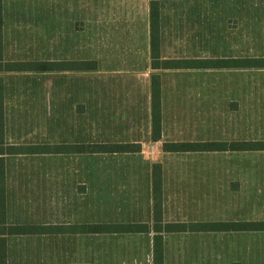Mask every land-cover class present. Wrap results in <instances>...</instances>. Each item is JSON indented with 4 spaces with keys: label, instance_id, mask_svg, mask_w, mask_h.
<instances>
[{
    "label": "rangeland",
    "instance_id": "374dc122",
    "mask_svg": "<svg viewBox=\"0 0 264 264\" xmlns=\"http://www.w3.org/2000/svg\"><path fill=\"white\" fill-rule=\"evenodd\" d=\"M41 1L51 2L53 18H59L56 21L53 19V28L57 31L61 28L67 30L65 15L71 3L75 10L77 2L76 11L82 13V19L76 27L82 31L84 59L90 62L87 66L92 68L91 60L99 58L100 62L94 70L61 72L50 77L35 74L15 80V86L21 89V109L18 111L15 107V112L9 111L7 116L10 139L25 143L52 141L53 144L126 142L131 144V149L138 151L132 154H84L20 160L22 168L31 165L47 171L46 174L37 173L38 180L34 182L53 186L52 192L44 195V199L50 198L53 208L72 202L68 191L71 193L73 190L66 187H78V190L84 191L78 195L82 197L85 208L78 219L90 221L91 187L95 186L99 187L101 222L113 221L115 214L104 212L108 203L111 206H115L116 201L123 202V205L130 201L131 206L145 204L151 165L164 162L167 158L163 153L167 151L165 143L223 140L225 148H234L238 147L233 145L237 140L264 141V68L152 69L148 53L149 19L151 2L155 0ZM156 1L160 14L161 58L204 60L264 55L262 0ZM258 1L260 13H257ZM73 10H70L71 14ZM208 62L211 65L212 62ZM154 73L161 77L160 89L162 84L163 90L162 101L160 95L162 127L158 141L152 140L150 77ZM6 84L12 85L13 80L8 78ZM22 91L26 92L23 94ZM11 96L13 98L12 93ZM15 123L19 124L18 127ZM205 151L169 153L203 154ZM167 162L170 165L183 164L181 169L185 176V181H179L174 178L177 173H169L168 190L180 184L197 186L199 191H203L207 176L204 170L208 163L217 167L212 174L213 185L235 189L236 175L231 178V173L226 172L227 169H234V172L238 169L243 176L246 212L250 207L247 200L252 197L256 182L261 176V181L264 179V149L219 150L208 156L168 159ZM9 164H15V160H10ZM195 165L198 171H192ZM74 169L78 173L64 172ZM189 171L196 175L188 179ZM34 182L31 181V184ZM38 196L43 198V194ZM59 219L60 215L52 218L56 223ZM147 219L148 216L144 220ZM116 243L113 239L102 237L99 240L101 250L115 248ZM119 243L123 245V242ZM127 243L124 241V244ZM187 243L192 250H202L203 243L207 244V241L198 239ZM208 243L213 249L226 248L227 245L219 237H213ZM241 243L246 259V254L250 255L246 251L252 244L251 235H245ZM51 244L53 249L75 251L87 247L90 250L96 240L58 239ZM68 259L77 260L68 264H92L90 253H71ZM129 259L121 253L103 258L101 255L100 258L101 264H111V260L112 264H129ZM240 264H247V261L243 260Z\"/></svg>",
    "mask_w": 264,
    "mask_h": 264
},
{
    "label": "crops",
    "instance_id": "0c3cea01",
    "mask_svg": "<svg viewBox=\"0 0 264 264\" xmlns=\"http://www.w3.org/2000/svg\"><path fill=\"white\" fill-rule=\"evenodd\" d=\"M71 4L70 10L72 11L73 3ZM0 5L2 21L0 30V111L3 112V132L0 134V147L2 148L0 151V191L3 193V200L0 202V239H4L6 242V264L74 263L77 261L76 259H68L71 253L79 255H87L90 253L92 264H101V255L103 258V256H111L112 253H116V255L118 253L127 255L131 262L129 264H154V241L156 236H160L162 240L163 264H240L243 260H246L247 264H264V229L248 230L251 231L250 233L239 229L166 230L167 225L176 226L189 223L210 226L212 224L236 225L242 224L243 222L264 223V179L261 181L262 176L256 182V186H254L252 197L247 200L250 201V207H248L247 212L245 211V202L243 199V176L238 169H235V172L234 169H227V172L225 171L226 173H231V178L233 175H236L234 178L236 184L235 189L230 188V186L221 187L213 185L212 174L217 171V167H213L211 163H208L207 169L204 170L207 176L205 180L206 186L203 191H199L197 186L186 187L184 185L180 186V184L173 186L170 190L166 188L168 187L166 183L169 173H177L178 175H174V178L177 177L179 181H185V176L182 174L184 171L181 169L184 165L174 163L170 165L168 162L166 163L168 159L185 160L193 156L195 158L203 157V155H212V152L219 150H206L203 154L169 153V151L165 150L166 152L163 153L167 157L166 160L151 165V176L148 181L149 185L147 186L145 204L131 206L130 201H126L125 205H123V202L116 201V205L111 206L108 203V206L104 208V212L115 214L116 218L112 219L113 221L101 222L99 187L95 186L91 187L90 221L78 219L81 217L82 210L85 209L83 207L82 197L78 195L84 191H80L81 189L78 190V187H66V189L73 190L71 193L70 190L68 191L69 199L72 202L63 204L61 208H53L50 198L44 199L45 193L50 194L53 186H45L34 182L38 180L37 173L41 174L43 172L46 174L47 171L35 169L31 165H27V168H22L21 165L23 164L19 162L20 160L29 161L35 158L39 159L41 157L52 156L78 157L84 154H132L138 151L41 153L15 152V149H12L16 146L53 145L52 141L48 143H25L10 139L7 116L9 111L15 112V107L18 111L21 109L19 107L21 105L19 96L21 89L15 86V80L26 79L35 74H43L50 77L53 74L57 75V73L61 72L84 70L82 66L78 67V64H82L85 59L82 31L76 27L78 21L82 19V13L80 12L78 14L76 11L77 2L75 1L73 14L69 10L64 18L67 30L64 31V28H61L57 31L56 28H53V22L59 18H53L51 2H42L41 0H0ZM257 5V13H260V1H258ZM262 7H264V0L261 3ZM254 9L256 11V8ZM261 14L263 17L264 10L261 11ZM73 22L75 27H73ZM58 33L59 35L57 36ZM148 53L150 55V24ZM244 58L264 62V55L233 58H205L203 68H249L241 65ZM208 60L213 65H209ZM91 61H93L94 67L92 70H94L97 62H100V60L99 58H95ZM223 61H227L226 64L228 65H225ZM29 62H42L44 64V70L30 71L15 68V65ZM55 63L64 64L65 67L53 69L52 64ZM250 68H264V66H252ZM152 69L155 70L156 68ZM154 74L159 76L158 73ZM8 78L13 80V84L10 86L6 84ZM159 80H161V77H159ZM160 91L162 101V84ZM22 92L24 94L26 91ZM11 93L13 94V98ZM161 113L162 110L160 111V117ZM18 125L15 123V127H18ZM234 125L237 127V122ZM161 127L162 122L160 123ZM152 140L158 141L160 138L158 140ZM219 141L223 142V140ZM243 141L242 139L234 142L238 143ZM208 142L217 141L209 140ZM110 143L119 142H98L97 144ZM60 144L73 146L83 144V142H60ZM10 146L12 147V151L9 150ZM230 150H236V152L242 151V149ZM10 160H15V164L10 165ZM154 164H159L161 168V197L158 207H155L152 190V170ZM191 168L192 166L189 167V169ZM192 171H198L196 165ZM64 172L78 173V170H65ZM10 174H12V180L10 179ZM194 175L196 174L189 171L188 179L193 178ZM31 181L34 184H31ZM39 194H43V198L42 196H38ZM113 202L111 200V204ZM59 215V223L52 220L53 216L58 217ZM146 216H148V219L144 220ZM25 225L36 226L39 229L41 227L52 228L53 226H59L60 232H51V230H48L32 233H9L7 230V227L10 226ZM129 225L133 226L129 231H120L122 229L118 228L116 229L117 231L113 230L114 226ZM83 226H105V229H102L105 231L89 232L87 231L88 229L84 231L80 228ZM248 234L252 237V244L246 251V253L250 252V255L246 254L245 259V251L243 250L244 247L241 240ZM101 237L105 240H115L117 242L115 248L110 247L101 250L99 246ZM213 237H219L221 241L225 240L227 244L226 248L213 249L212 244L208 243V241L213 240ZM58 239L63 241L91 239L92 242L96 240V244H93L90 250L84 247V245V249L79 248L75 251L53 249L51 242ZM198 239L203 240V242L207 241V244L203 243L202 250H192L189 248L187 242ZM118 241L123 242V245L118 244ZM124 241L128 243L124 244ZM121 258L125 259L124 257ZM116 262L118 263L117 259ZM112 263L113 260H111Z\"/></svg>",
    "mask_w": 264,
    "mask_h": 264
},
{
    "label": "trees",
    "instance_id": "16d2710c",
    "mask_svg": "<svg viewBox=\"0 0 264 264\" xmlns=\"http://www.w3.org/2000/svg\"><path fill=\"white\" fill-rule=\"evenodd\" d=\"M160 14L158 8V1L151 2L150 10V57H151V67L152 68H194L200 67L203 68L204 60L197 59H164L160 56V26H159ZM1 5H0V30H1ZM225 65L227 61H223ZM220 63V62H219ZM90 64L88 61L78 64V67L82 66L84 70L92 69V67L87 66ZM240 64V63H238ZM211 65H213L211 63ZM244 67L252 66H264V62L260 60H254L251 58H244L241 63ZM65 65L61 63L52 64L53 69L64 68ZM16 69L20 70H30V71H43L44 64L41 63H20L15 65ZM160 80L157 74H153L151 77V114H152V128H153V139L158 140L160 138ZM2 123H3V112L0 111V134H2ZM235 143V142H234ZM233 145L238 146L234 148H225L222 142H182V143H165L164 149L167 151H198V150H225V149H239V150H260L264 149V141H243L238 142ZM70 146V145H69ZM10 146L9 150L15 149V152H41V153H62V152H72L77 151L80 153H93V152H128L135 151L131 149V144L129 143H110V144H79L66 147L62 144H53V145H27V146H16L12 148ZM67 148V149H66ZM72 148V149H71ZM2 148L0 147V151ZM1 153V152H0ZM152 190H153V199L155 207L160 205L161 197V168L159 164L153 165L152 170ZM3 200V193L0 191V202ZM107 227V226H106ZM133 226H114L113 230L122 229L120 231H129ZM237 227V228H235ZM84 231L88 229L89 232H98L105 231V226H83L80 227ZM230 230V229H239V230H263L264 223L261 222H243L242 224H183V225H167L166 230ZM41 229V230H40ZM25 225V226H10L7 227L9 233H32V232H42L51 230V232H60L59 226H53L52 228ZM1 233V232H0ZM0 264H6V242L4 239H0ZM154 264H163L162 257V240L160 236L155 237L154 241Z\"/></svg>",
    "mask_w": 264,
    "mask_h": 264
}]
</instances>
